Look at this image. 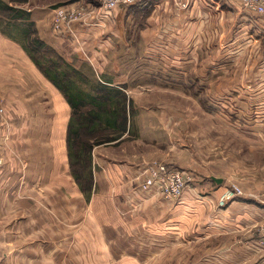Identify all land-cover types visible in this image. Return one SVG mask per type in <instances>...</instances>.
<instances>
[{
  "label": "crops",
  "instance_id": "0c3cea01",
  "mask_svg": "<svg viewBox=\"0 0 264 264\" xmlns=\"http://www.w3.org/2000/svg\"><path fill=\"white\" fill-rule=\"evenodd\" d=\"M147 11L138 40L118 36L124 54L119 42L100 39L88 46L91 37L81 38L95 70L102 71L92 58L101 62L116 54L110 59L116 79L101 82L130 88L129 78L144 72L153 79L149 68L157 67L164 88L195 98L205 94L206 108L223 110L230 122L231 113L234 118L253 113L258 124H243L242 133L260 126L264 136V15L246 10L239 0H152ZM119 22L120 17L113 20L116 31ZM23 49L0 35L5 71L18 74V62L38 70ZM7 120L4 125L12 124ZM65 134L59 148L52 143L48 149L19 150L5 149L12 140L0 135V264H264V208L235 198L217 210L209 201L226 190L224 178L198 156L183 161L181 142L175 141L183 148L181 161L168 164L192 180L174 202L138 188L141 164L94 148L88 212L69 170ZM103 202L109 214L98 211Z\"/></svg>",
  "mask_w": 264,
  "mask_h": 264
},
{
  "label": "rangeland",
  "instance_id": "374dc122",
  "mask_svg": "<svg viewBox=\"0 0 264 264\" xmlns=\"http://www.w3.org/2000/svg\"><path fill=\"white\" fill-rule=\"evenodd\" d=\"M102 1L28 0L24 4H18L0 0V35H6L22 46H27V36L29 40L38 38L44 42L45 39L49 42V45L44 42L46 53L44 48L36 49L35 52L40 67L47 71L49 76H54L55 72L67 73L69 81L65 86L69 92L75 93L79 90L85 95H92L94 88L103 84L102 80L110 82L116 79L112 75L110 61L116 54L112 57L106 56L107 60L102 59L101 62L92 58V62L98 64L102 71L95 70L86 59L90 58L86 51L88 46H94L100 39L109 40L115 45L119 42L124 54L120 38L138 40L143 30L141 22L148 12L147 9L139 10L136 4L122 8L115 13L116 17H120L119 31L113 26V13L102 26L90 24L86 28L80 27L78 22L91 23L92 20L100 18L103 13ZM58 10L64 14L63 20ZM19 11L23 13L18 14ZM58 21L72 25L75 36H66L62 29H55ZM85 37H91L86 49L82 45ZM111 46L108 45V54L111 52ZM27 50H24V53L32 61ZM31 63L37 71L27 69L18 62V74H15L13 69L7 72L4 66L0 65V108L4 107L0 116V135L12 140L7 142L5 149L8 150L16 145L18 150L32 145L48 149L52 148V143L59 148L57 144L65 134L64 120L71 114L63 95L36 64L33 61ZM14 64L15 62L12 63L13 68ZM54 64L57 65L56 69L53 68ZM149 71L153 79H149L148 74L145 75L144 72L142 75L136 74L134 78H129L130 88L127 85L125 89L127 95L128 89L131 92L128 97L132 96L135 100L132 99L136 114L132 117L131 133L124 135L119 143L102 145L103 148L110 150L113 153L110 155L114 157H129L143 168L151 161L169 164L181 161L178 156L183 148L176 145L179 141L185 146L187 154L183 155V161L189 163L190 157L192 159L194 155L198 156L204 164H211L215 175L224 178L226 190L216 201H209L217 210L224 208L235 198L243 200L244 205H251L252 208H264V136L260 133V126H255L253 133H242L243 124L246 128L258 124L259 117L252 113L242 115V118H234L231 113L230 122L222 116L223 110L219 109V113L217 110L206 108L205 94L195 98L191 92L164 88V83L158 80L157 67L149 68ZM113 86L119 87L123 84ZM10 118L12 124L4 125L3 121ZM52 132L58 134L55 135V142L50 141ZM159 156L164 160H160ZM144 161L146 162L143 163ZM171 166L174 167L173 164ZM236 188L240 191L238 195ZM230 192L233 197L222 203L220 199ZM92 194L93 191L88 196L83 194L86 197L88 212ZM110 208L105 202L98 205V211L104 214H109Z\"/></svg>",
  "mask_w": 264,
  "mask_h": 264
},
{
  "label": "trees",
  "instance_id": "16d2710c",
  "mask_svg": "<svg viewBox=\"0 0 264 264\" xmlns=\"http://www.w3.org/2000/svg\"><path fill=\"white\" fill-rule=\"evenodd\" d=\"M12 3L24 4L28 0H8ZM150 0H141L136 6L139 10L147 9ZM20 12L18 14H22ZM29 55L39 70L63 95L69 105L71 114L66 127L65 143L68 166L72 178L80 191L88 196L93 189V150L102 145L119 143L124 135L131 133L132 117L135 109L132 100L125 92L126 86H110L99 84L94 88L92 95H85L82 91L69 92L65 86L69 77L67 73H57L49 76L47 71L40 67L36 49L41 50L45 44L42 40L34 38L25 39ZM46 53V52H45ZM45 58V56H44ZM47 63H49L46 60ZM54 69L57 65H53ZM52 69L51 67H49ZM87 96V97H86ZM133 133V130H132Z\"/></svg>",
  "mask_w": 264,
  "mask_h": 264
},
{
  "label": "built area",
  "instance_id": "2783aa9c",
  "mask_svg": "<svg viewBox=\"0 0 264 264\" xmlns=\"http://www.w3.org/2000/svg\"><path fill=\"white\" fill-rule=\"evenodd\" d=\"M242 6L251 12L264 15V0H239ZM139 0H103L101 8L103 13L97 20H92L91 23L78 22L80 27L86 28L90 24L91 26H102L105 21L108 20L109 16L113 13V20L116 19L115 13L120 11L124 7H128L138 3ZM185 7L186 4H182ZM59 11V10H58ZM61 20L65 18L62 11H59ZM65 26V27H63ZM67 27V28H66ZM55 29H62L66 36H75V31L72 29V25L61 24L59 21L54 27ZM74 28V27H73ZM65 29V30H64ZM3 114V109L0 108V116ZM2 157L0 156V166L2 165ZM142 180L138 188L143 192H152L153 195L158 196L161 200L174 202L178 200L186 186L191 182L192 178L188 172L175 168L166 162L151 161L144 165L141 170ZM236 195L240 193L238 188ZM232 196L231 192L223 196L220 201L223 203L229 200Z\"/></svg>",
  "mask_w": 264,
  "mask_h": 264
},
{
  "label": "water",
  "instance_id": "95a60500",
  "mask_svg": "<svg viewBox=\"0 0 264 264\" xmlns=\"http://www.w3.org/2000/svg\"><path fill=\"white\" fill-rule=\"evenodd\" d=\"M214 180H215V182H219V180H217V179H215V178H213Z\"/></svg>",
  "mask_w": 264,
  "mask_h": 264
}]
</instances>
